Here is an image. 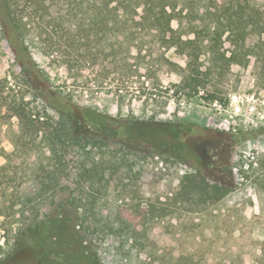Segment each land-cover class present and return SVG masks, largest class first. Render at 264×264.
<instances>
[{
  "label": "rangeland",
  "instance_id": "1",
  "mask_svg": "<svg viewBox=\"0 0 264 264\" xmlns=\"http://www.w3.org/2000/svg\"><path fill=\"white\" fill-rule=\"evenodd\" d=\"M169 1L183 10L172 22L175 39L151 22L122 36L113 27L98 36L102 25L87 18L90 32L82 35V45L69 48L78 28L37 14L29 37L52 95L96 117L124 120L133 143L102 145L83 156L72 149L51 159L39 136L36 143L20 137L18 119L0 93V242L8 235L20 240L0 264H88L80 249L55 241L52 220L58 214L63 226H77L78 216L86 229L115 231L117 243L107 247L102 240L97 247L101 257L105 251L113 255L112 264H264V0ZM68 2L58 1L62 7ZM225 9L242 11L246 43L236 49L225 34L222 50L229 57L235 52L239 61L213 66L206 27H215L210 13ZM231 28V40L239 39L242 30ZM187 54L199 56L192 60L196 66ZM197 65L208 75L194 87ZM19 73L0 31V90L7 86L11 97L22 93L29 100L32 88ZM232 94L242 96L240 113L233 112L238 104L230 103ZM50 114L58 118L56 111ZM211 161L218 162L216 177L232 194L218 202L174 196L184 174ZM78 186L83 208L59 211ZM147 231L159 237L156 246H147ZM135 232L142 235L136 242Z\"/></svg>",
  "mask_w": 264,
  "mask_h": 264
},
{
  "label": "trees",
  "instance_id": "2",
  "mask_svg": "<svg viewBox=\"0 0 264 264\" xmlns=\"http://www.w3.org/2000/svg\"><path fill=\"white\" fill-rule=\"evenodd\" d=\"M58 1L0 0V31L14 55L16 66L20 69L19 76L24 78L21 83L26 87H31L33 91V97L26 100V95L22 93L20 96L13 95L11 97L10 94L14 90L8 89L7 86L2 85L3 91L0 90L2 95L6 94L12 115L18 119L20 137H31L36 143L39 136V143L45 145L51 154V159L54 156L62 159L61 154L65 156L72 149L83 156L89 154L88 149L100 148L102 145L107 147L124 145L127 140L132 142L128 138L129 130L127 123H123L124 120H118L107 115L96 117L95 112L90 109L82 108L72 101L60 102L58 97L52 95L47 74L39 65L32 50L34 40L30 39L29 32L35 23L34 19L38 14L39 19L57 21V25L60 27L63 25L72 27L74 25L78 29L72 34L70 45L68 43L66 45L69 48H74L82 45L81 40L82 35L86 32L85 19L87 18L91 22L98 20V24L102 25L97 31L98 36L102 35L103 31L109 27L115 28L116 33L122 36L129 29H143L146 24L151 22L162 36L165 37L169 33L170 38L175 39L177 31L172 27V22L178 18L179 13H182L183 10L176 11V5L171 4L169 0H87V2L86 0H68L66 7L59 5ZM83 4H87V6L84 7ZM223 11V14H218V10H215V13H210L215 18V27L212 25L206 27L207 37L211 42L209 61L213 66L219 63L222 67H229L230 64L237 63L239 60L235 52L229 57L222 50L223 37L229 33L227 39L236 49H243L246 43L248 23L244 20L242 11L233 10L232 13L229 9ZM32 20L34 21L32 22ZM223 21L228 22L227 26ZM234 25L242 32L239 39L232 41V36L236 35L234 28H231ZM89 32L88 29L86 33ZM185 42L193 44L192 40ZM183 52L184 50H180V53ZM77 55L80 57L79 61H85V56L83 57L80 53ZM187 55L191 57V62L199 59L198 55ZM191 64L196 66L194 62ZM198 67L197 65L195 73L192 75V77L194 76V87L202 85L204 76L208 75L201 74ZM195 92L198 93L199 91L195 88ZM208 97L210 100H216L215 96ZM51 111H56L58 118L55 119L50 114ZM151 118L155 119V116H151ZM179 137L178 133L175 134V138ZM220 171L218 162L211 161L209 165L203 166L200 170L184 174L179 192L175 193L174 196L180 195L187 202H192L196 195L207 196L215 202L221 201L232 194L233 189L216 177L219 176ZM171 193L168 192L165 196L167 197ZM69 194L70 196L66 198L67 203H64V200L58 210L63 212L66 210L65 207H70L80 211L85 201L82 187L70 189ZM1 207L2 204L0 203ZM63 217V215L58 214L52 220L53 231L56 232L57 237L55 241L61 242L63 246L80 249L84 255V261L88 264H112L110 259L113 255L105 251L101 257L97 247L98 243H102L104 240L109 242L107 247L117 243L119 235L115 231L111 229L91 231L89 227L86 229L83 226L85 221L78 216L77 226H63L65 221ZM148 231L143 232V236H145L147 246L154 247L159 243V237L157 238L156 234ZM9 236L0 242V261L9 257L20 241L17 235L15 236L16 239H9ZM131 237L136 242L142 235L140 236V232L138 234L135 232ZM48 246L49 242H46L45 247Z\"/></svg>",
  "mask_w": 264,
  "mask_h": 264
},
{
  "label": "built area",
  "instance_id": "3",
  "mask_svg": "<svg viewBox=\"0 0 264 264\" xmlns=\"http://www.w3.org/2000/svg\"><path fill=\"white\" fill-rule=\"evenodd\" d=\"M251 100L253 99V96H252V98H250ZM243 102V99H242V96H240V95H238V94H232L231 96H230V103L232 104V105H234V104H238L237 105V107L234 109V113H240V111H241V107H240V103H242ZM214 106L216 107V106H218V102H215V104H214ZM237 111V112H236ZM232 119H233V116L231 115L230 116Z\"/></svg>",
  "mask_w": 264,
  "mask_h": 264
}]
</instances>
